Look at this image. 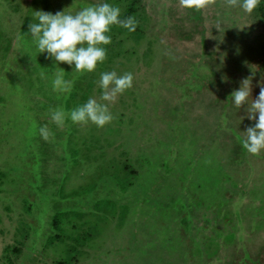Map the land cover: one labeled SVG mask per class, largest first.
Listing matches in <instances>:
<instances>
[{"label":"rangeland","instance_id":"rangeland-1","mask_svg":"<svg viewBox=\"0 0 264 264\" xmlns=\"http://www.w3.org/2000/svg\"><path fill=\"white\" fill-rule=\"evenodd\" d=\"M95 2L0 0V264H264V150L241 147L255 114L230 97L246 78L252 100L264 85V0L251 13L108 0L137 27L113 26L90 73L23 35L36 11ZM56 67L68 94L52 90ZM112 70L133 80L109 124L49 119L99 101Z\"/></svg>","mask_w":264,"mask_h":264},{"label":"clouds","instance_id":"clouds-1","mask_svg":"<svg viewBox=\"0 0 264 264\" xmlns=\"http://www.w3.org/2000/svg\"><path fill=\"white\" fill-rule=\"evenodd\" d=\"M181 8L199 11L212 3V0H178ZM226 6H233L237 0H224ZM259 0H239V7L245 13H251ZM118 26L131 33L137 27V21L132 15L121 16L120 8L108 0H97L80 7L75 12L58 11L55 14L36 11L35 21L28 23L27 36L34 43L37 54L46 53L55 62L68 64L72 71L78 74L93 72L97 65L106 58V46L111 42L110 31ZM58 68V67H56ZM60 69V68H58ZM64 71L60 69L52 80L54 92L68 94L72 90L74 80L65 79ZM131 72L117 74L116 71H104L99 74V101L91 96L82 104L69 109L67 113L61 107L50 109L49 119L58 128L64 126L65 117L73 124L92 123L97 128L109 124L114 116L109 110V104L119 94L132 87ZM259 93L252 100L249 98L250 80L244 79L241 86L231 94V102L240 108L246 105L247 118L252 120L255 114V124L248 127L240 139L241 147L251 155H257L264 150V85H259ZM42 139L50 138L47 125L38 129Z\"/></svg>","mask_w":264,"mask_h":264},{"label":"bare ground","instance_id":"bare-ground-1","mask_svg":"<svg viewBox=\"0 0 264 264\" xmlns=\"http://www.w3.org/2000/svg\"><path fill=\"white\" fill-rule=\"evenodd\" d=\"M128 182H129V180H128Z\"/></svg>","mask_w":264,"mask_h":264}]
</instances>
